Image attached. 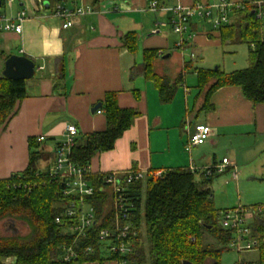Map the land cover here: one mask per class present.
<instances>
[{
    "label": "crops",
    "instance_id": "0c3cea01",
    "mask_svg": "<svg viewBox=\"0 0 264 264\" xmlns=\"http://www.w3.org/2000/svg\"><path fill=\"white\" fill-rule=\"evenodd\" d=\"M228 1L236 7L246 2ZM148 2L66 0L58 4L53 0H15L10 6L2 7V14L7 17L20 12L25 15L20 22V33H0V77H3L4 62L10 56L33 61L35 70L33 77L25 81L26 98L5 127L0 128V180L27 167L30 138L44 137L38 144L39 149L53 156L54 147L63 140L67 125H74L78 136L104 130L103 114L91 110L110 91L116 93L120 108L134 109L139 116L116 141L113 150L92 158L88 167L92 175L131 168L147 173L171 169L190 171L192 166L191 172L200 182L207 168L220 165L225 158L226 171L232 170L234 174L240 171L242 164L251 163L264 153V106L249 102L237 86H222L210 97L213 110L197 115L202 100L197 99L196 85L195 93L185 85L183 65L186 61L183 59L177 70L178 75H183L179 84L182 91L176 89L173 99L166 104L159 101L156 88L140 72L143 51L157 50L153 72L165 76L157 69L163 67L171 54L165 53L169 51V44L166 38H161V30L166 25L171 29L170 9L176 5V0H165L155 12L146 9ZM179 2L183 6L214 5L218 0ZM59 5L71 10L90 7L92 13L74 18L73 25L63 29L62 20L53 15V9ZM199 22L192 20L186 34L193 45H203L212 36L218 38L217 29L210 23L215 34H198ZM128 32L136 34L137 44L142 40L140 60L136 55L138 45L130 52L121 43V37ZM139 33L143 35L139 37ZM172 47L179 48L176 42ZM166 55L169 57L165 58ZM58 58H63L64 63L62 80L55 66ZM192 59L193 56L189 61ZM132 68L138 71L133 78L130 76ZM176 78L168 79L172 83ZM196 124L208 125L212 134L204 144L185 152L188 135Z\"/></svg>",
    "mask_w": 264,
    "mask_h": 264
},
{
    "label": "trees",
    "instance_id": "16d2710c",
    "mask_svg": "<svg viewBox=\"0 0 264 264\" xmlns=\"http://www.w3.org/2000/svg\"><path fill=\"white\" fill-rule=\"evenodd\" d=\"M66 0H53L58 4ZM98 0H95L97 2ZM4 0H0L2 5ZM264 24L256 21L252 6L248 1L233 8L229 23L217 29L222 44H244L247 46L248 66L242 70L223 73L193 68L186 61L183 70L193 68L196 75L197 99L201 97L198 114L213 110L211 95L223 87H236L245 99L254 105L264 106ZM125 49L134 52L137 36L128 32L121 37ZM157 50L143 51L142 75L150 80L163 104L173 99L177 87L182 83V73L174 82L166 76L153 72V62ZM57 76L64 78L63 58L56 59ZM138 71L132 68L133 78ZM26 82L0 77V128L16 114L19 103L26 98ZM105 120L102 131L78 136L70 151V161L76 167H89L94 156L113 150L115 143L132 126L139 113L131 108L117 105L115 92H106L99 101ZM29 161L27 167L7 179L0 180V222H22L26 225V235H0V264H104L108 261L126 260L128 264H220L222 253L228 251L231 232L220 226V213L215 208L208 188L198 186L208 181L207 176L200 181L186 169L166 170L160 177L152 172L144 183L128 187L125 194L131 204L129 223L135 234L131 238L133 252L126 256L104 253L105 242L98 240L101 229L111 228L113 211L110 195L99 190L102 174H88L87 180L95 187L92 197L86 198L95 212L96 224L85 237L74 242V236L67 234L65 225L55 223L66 207L62 196L64 186L50 177L47 167L38 169L40 162L51 161L52 156L39 149L36 140H28ZM57 145V143H56ZM55 145V146H56ZM55 148V147H54ZM252 235L259 240L257 257L250 264H264V222L254 221ZM71 247L76 256L63 261L64 249ZM90 248L91 252L84 251Z\"/></svg>",
    "mask_w": 264,
    "mask_h": 264
},
{
    "label": "built area",
    "instance_id": "2783aa9c",
    "mask_svg": "<svg viewBox=\"0 0 264 264\" xmlns=\"http://www.w3.org/2000/svg\"><path fill=\"white\" fill-rule=\"evenodd\" d=\"M15 0H4L0 8L10 6ZM165 0H149L147 10L155 12L160 4ZM252 6V12L256 21L264 24V0H246ZM240 6V5H239ZM233 6L228 0H218L214 5L201 3H192L191 6H183L179 0L171 9L170 26L171 31L178 36L176 42L177 48H183L187 43L185 35L188 33L189 25L192 20L205 21L210 23L214 29L229 23V16L232 13ZM53 15L62 20V28H70L72 20L76 17L92 13L90 7L67 9L57 6L53 9ZM24 13L20 12L14 17H7L0 13V33L15 32L20 33V22L24 18ZM264 26V25H263ZM97 113H100L97 111ZM212 132L206 124H196L189 133L184 151L189 152L192 148L204 144L211 136ZM78 130L74 125H67L65 128L63 140L55 146L52 160L45 166L53 179L59 180L64 186L62 196L66 200V207L62 213L55 217L54 221L58 225H65L67 234L74 236V242L78 238L86 236L87 231L96 224L95 212L93 207L86 202V198L92 197L95 187L87 180L89 174L88 167L80 168L71 163L69 155L76 138ZM44 137H38L37 143L43 142ZM228 165L227 159H223L220 165L205 170V176L210 177L213 174H221L226 171ZM194 168L191 166L190 171ZM161 171L152 172L154 177H160ZM236 176V172L233 174ZM101 192L105 191L110 195L111 209L113 211V224L111 228L101 229L98 233V240L105 242L104 253L107 255L126 256L133 252L132 236L135 234L132 225L129 223L131 204L128 202V187L136 183H144L148 177L147 172H141L137 169H128L123 171H112L102 174ZM264 222V206L251 209L248 212L245 208H235L224 210L220 213V226L223 230L231 232V239L227 246L229 249L237 252H256L259 247V240L252 235L251 224L254 222ZM85 253L91 252L87 248ZM76 256L71 247L64 249L63 261H69ZM115 264H128L126 260H114ZM250 264V263H246Z\"/></svg>",
    "mask_w": 264,
    "mask_h": 264
},
{
    "label": "rangeland",
    "instance_id": "374dc122",
    "mask_svg": "<svg viewBox=\"0 0 264 264\" xmlns=\"http://www.w3.org/2000/svg\"><path fill=\"white\" fill-rule=\"evenodd\" d=\"M4 9L0 8V13H3ZM197 23V22H196ZM147 20L143 22L145 27ZM198 24V23H197ZM205 21L199 22L198 34L208 33L215 34L214 30L207 25ZM171 29L168 25L161 30V38H166L169 44V51L166 50V54H171L163 62V67L158 66V72L162 70L163 74L169 79H173L178 75L179 61L192 59L193 68H202L208 70L219 69L223 73H230L236 70H242L247 68V46L244 44H222L216 37H209L207 42L203 45H193L191 39H188L185 35L187 43L184 50L173 49L174 42L178 41V36L171 33ZM139 37L142 33L138 34ZM138 50L136 52L137 58L141 59L142 40H138ZM191 45L190 47H188ZM193 68L183 72L185 78V85L195 93L196 75ZM3 76V74H2ZM140 82V81H138ZM178 91H182V88L178 86ZM257 159V160H256ZM254 159L251 163H245L240 166V171L236 170L237 177L233 175L231 171H225L222 174H213V176L207 177L209 180L199 184L202 188H208L212 195L214 206L218 210H232L235 208H245L248 212L251 209L259 206H264V153ZM49 161L40 162L38 169L42 170L48 164ZM199 178V177H198ZM194 177L195 181L199 179ZM28 229L22 222H11L5 220L0 222V235L11 236L14 234L26 235ZM257 257L256 252H237L232 249H228L222 253L220 258V264H246Z\"/></svg>",
    "mask_w": 264,
    "mask_h": 264
},
{
    "label": "water",
    "instance_id": "95a60500",
    "mask_svg": "<svg viewBox=\"0 0 264 264\" xmlns=\"http://www.w3.org/2000/svg\"><path fill=\"white\" fill-rule=\"evenodd\" d=\"M169 57L166 55L165 58ZM34 62L25 58V57H18V56H10L4 62V70L2 72L3 77L11 79V80H29L34 75ZM216 71V69L214 70ZM100 103L95 105L91 112L94 113L99 110ZM188 264V263H183Z\"/></svg>",
    "mask_w": 264,
    "mask_h": 264
}]
</instances>
